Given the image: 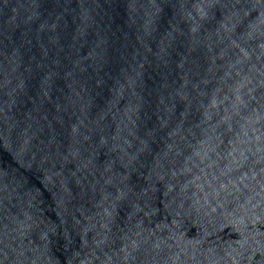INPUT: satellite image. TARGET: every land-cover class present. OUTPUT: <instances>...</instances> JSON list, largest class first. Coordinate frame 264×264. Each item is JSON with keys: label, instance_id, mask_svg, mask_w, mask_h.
Instances as JSON below:
<instances>
[{"label": "water", "instance_id": "obj_1", "mask_svg": "<svg viewBox=\"0 0 264 264\" xmlns=\"http://www.w3.org/2000/svg\"><path fill=\"white\" fill-rule=\"evenodd\" d=\"M0 264H264V0H0Z\"/></svg>", "mask_w": 264, "mask_h": 264}]
</instances>
